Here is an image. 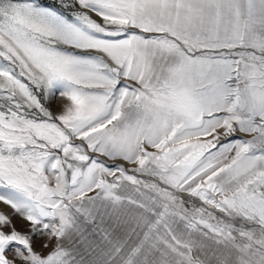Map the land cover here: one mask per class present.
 I'll return each mask as SVG.
<instances>
[{
    "label": "snow or ice",
    "instance_id": "6c2138e0",
    "mask_svg": "<svg viewBox=\"0 0 264 264\" xmlns=\"http://www.w3.org/2000/svg\"><path fill=\"white\" fill-rule=\"evenodd\" d=\"M0 264H264V0H0Z\"/></svg>",
    "mask_w": 264,
    "mask_h": 264
},
{
    "label": "rangeland",
    "instance_id": "374dc122",
    "mask_svg": "<svg viewBox=\"0 0 264 264\" xmlns=\"http://www.w3.org/2000/svg\"><path fill=\"white\" fill-rule=\"evenodd\" d=\"M42 2H44L46 4H52V3H54V0H42Z\"/></svg>",
    "mask_w": 264,
    "mask_h": 264
}]
</instances>
